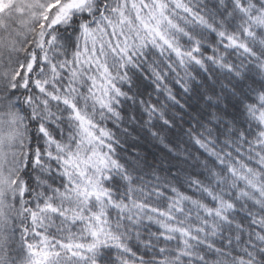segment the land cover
Here are the masks:
<instances>
[{"label":"snow or ice","instance_id":"6c2138e0","mask_svg":"<svg viewBox=\"0 0 264 264\" xmlns=\"http://www.w3.org/2000/svg\"><path fill=\"white\" fill-rule=\"evenodd\" d=\"M0 264H264V0H0Z\"/></svg>","mask_w":264,"mask_h":264}]
</instances>
